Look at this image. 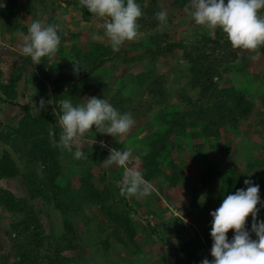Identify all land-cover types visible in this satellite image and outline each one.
<instances>
[{"label":"trees","instance_id":"trees-1","mask_svg":"<svg viewBox=\"0 0 264 264\" xmlns=\"http://www.w3.org/2000/svg\"><path fill=\"white\" fill-rule=\"evenodd\" d=\"M4 1L5 6L0 8L1 30L7 33H27L19 19L20 10L26 4L21 5L20 0ZM37 1L42 5V9L43 6L47 8L48 0ZM57 1L58 4L52 6L53 14L56 9L62 8V1L66 7L70 6L69 0ZM137 2L143 11V15L138 19V33L148 36L147 47L140 54L130 56L125 49L114 52L107 44L88 42L82 47L74 45L68 54L60 52L61 61L69 57L71 59L72 56L73 60L79 62L82 67L79 74H74L73 64L68 73H60L53 79L52 85L56 93L52 100L59 103L57 109L61 115L60 101L66 99L71 91L75 92L73 101H78L83 95L93 91L91 89H98L86 85L73 86L72 90L66 91L64 86L81 82L96 74L109 61L117 60L124 64L146 62L149 65L142 72L128 73L122 81H119L120 88L109 91L110 93L104 94L102 98L118 111L131 113L135 121L147 119L145 125L154 126V129L147 133V142L143 146V151L133 155L134 163L138 164L136 165L138 170L149 183L156 182L159 188H180V196L184 202L183 215L192 218L195 211H200L198 218L202 222L198 224V228L187 229L182 219L178 218L172 219L170 226L160 221L156 230L149 225L147 228L150 229L151 234L160 231V240L177 237L178 242L173 251L183 255L186 264H193L194 258L212 243L211 222L207 217L209 212L221 205L226 195L246 187L244 180L251 179L260 185V197L264 201V157L258 166L259 169L252 176L249 174L252 165H249V170L246 172L232 171L224 175L218 172V167L212 161L184 159L182 156L176 159L175 156L179 153L181 139L184 140L188 135L194 142L200 138H213L210 145L213 148L214 143L219 139L221 128L235 131L242 121L248 120L252 115L254 105L248 96L233 87H221L218 80L222 73L237 67L232 65L239 60L242 53L253 50L233 48L227 36L219 28H216L213 35L203 33L190 42L169 41L166 33L159 32L164 26L161 27L155 17L156 12L162 11L159 0H137ZM188 4L189 0H171V5L177 10H186ZM30 8L27 6L28 12ZM260 15L264 16V9L260 10ZM93 19L101 22L97 33L105 38L103 19L92 15L84 7L80 8L81 23H91ZM48 24L57 25V22L50 16L46 25ZM58 34L62 38L64 31L58 28ZM256 50L264 60V46ZM176 55L185 66L184 71L188 77L187 87L195 92V96H190L185 87H177L173 89L174 97L171 98L167 77L158 73L153 66L157 60L174 58ZM48 60V57L41 60L45 68ZM241 67L242 71L246 70L245 62ZM262 77L264 78V72ZM1 78L0 72V95L6 102L17 105L15 104L16 85L19 76L9 78L5 84L1 83ZM128 87L133 88L140 96L138 98L124 96L123 91ZM42 99L45 103L49 101V97H31V101L37 104ZM18 108L20 117L15 125H4L0 122V141L9 147L12 154L18 155L21 163L24 164L22 172L11 154L3 151L0 156V183L4 180L21 178L27 196L17 198L12 192L0 186V209L13 217L8 230L5 231L13 258L12 264H69L71 261L63 257L62 253L76 251L83 239L71 219L73 216H80L85 226L96 222L98 242L105 250L109 248L111 238H115L118 244L125 247L134 244L136 235L142 231L136 229L130 207L115 201L111 192L112 186L109 188L104 185L101 189L98 188L92 182L91 173L84 171L75 174L78 179L77 187L72 185L70 178H66L64 183L61 182V179L67 176L62 174L61 156L67 151L57 147L61 128L54 124L51 108L45 106L37 113L31 111L29 104ZM258 127L264 130L263 118H260ZM102 134L96 132L93 126V129L87 131L83 137L95 139ZM262 143L264 149V141ZM113 147L124 151L127 150L128 144L116 143ZM201 148L202 144L193 143L192 154L201 153ZM81 151L84 157L78 162L79 167H108L104 159L109 153L100 144L95 142L89 148L84 146ZM218 177L219 186L215 200L212 202L211 197L205 195V192L212 188ZM120 178L121 175H118V179ZM152 189L154 191V188ZM155 193L158 195V192ZM204 195L207 197L200 201V197ZM36 199L52 205L59 211L63 233L57 240H54L52 235H45L41 216L34 204ZM152 200L156 201L155 195L152 196ZM211 205H213L212 209ZM259 218L264 219V209H261ZM176 221V230L172 232V225Z\"/></svg>","mask_w":264,"mask_h":264},{"label":"rangeland","instance_id":"rangeland-1","mask_svg":"<svg viewBox=\"0 0 264 264\" xmlns=\"http://www.w3.org/2000/svg\"><path fill=\"white\" fill-rule=\"evenodd\" d=\"M20 1L21 5L24 3L26 4L25 7L20 10L24 11L23 14L21 12L19 13L21 20H26L24 18L25 16H28V14L34 15V18L41 21L44 25L47 24L50 16H52V18L55 20H58V28L64 31V36L62 37L60 45L62 53H68L69 48L72 45L82 47L86 43L96 40L110 46V42L108 41L107 37L103 38L97 33V29L101 27V22L99 20L93 19L91 23L87 24H83L79 21V10L82 7L79 4V0H69V7H66L62 1V8L56 9V7H54V9H56L54 14L52 6L58 4L57 0H48L46 2L47 8L43 6V9L42 5L37 0ZM159 4L162 8V11L167 13L168 21L166 26H164L161 30L159 29V32L166 33L169 41L190 42L199 38L203 33L213 35V33L216 31V28H206L202 25H197L191 17L189 11L175 9L171 5V0H159ZM27 6L31 7L29 12L27 10ZM64 10H67L66 14L68 13L72 16L70 23H67L68 19L64 18V16L60 17L57 15L58 13L65 14ZM62 20L63 24L61 23ZM69 30H72V32H69ZM224 35L226 34L224 33ZM148 41L147 35L138 33L135 40L126 41L120 47V50L125 49L128 51L130 56H135L140 54L143 49L147 47ZM244 62L246 65V70L242 71L241 66ZM37 66L38 64L35 66V68H37ZM153 66L156 68L158 73L167 77L168 88H170L172 93L171 98L174 97L173 89L177 87H185L190 96H195V92L191 91L187 87L188 77L184 71L185 66L178 59V55H176L174 58L157 60ZM233 66L237 67L222 73L218 83L221 87H233L244 92L248 96L250 102H252L254 105L252 115L248 120L242 121L235 131L221 128L219 139L214 143L215 145L213 148L210 147L213 142V138H200L196 139L194 142V140L190 139L188 135L184 140L181 139L179 153L175 156L176 159L177 157L179 158L182 156L184 159L196 158L204 161H212L218 167V172L224 175L232 171L246 172L249 170V165H252L253 168L250 170L249 174L253 176L259 169L258 166L264 157V149L262 148V142L264 141V130L258 127L260 118L264 119V78L262 77L264 72V60L255 49L252 52L242 53L239 60L234 65H232V67ZM69 67L70 63L67 61V63L61 68H65V73H68L70 70ZM145 67H149L146 62L124 64L117 60L109 61L96 74L85 78L81 82H76L73 84L70 83L64 86V90L66 91L72 90L73 86L83 87L86 85H89L92 88H98L97 90L91 89L93 91L86 93L81 98H79L78 101H73L75 92L71 91L66 99H71L74 105H79L85 103L86 99L92 96L102 98L103 95L109 91L120 88L119 81H122V79H124L128 73L136 74L142 72ZM60 73L61 72L58 70L52 72L51 76L48 78V81L46 80V84L44 85L46 86L45 90L40 91L35 86V88H30L29 92L26 94L27 96L36 94V96L38 95L39 97H49V101L46 102V106L51 108V118L54 124L58 127H60L58 122L60 114L57 109L59 103H55L52 100L56 93L55 87L52 85V81ZM123 95L136 98L140 96L139 93H136L131 87L126 88V90L123 91ZM27 96H25L26 98L24 96L22 97L25 99L22 101V103L27 102ZM172 102H175V98L172 100ZM30 104L33 110L38 109L37 106L39 104H35L34 102H31ZM11 110L10 113H6L0 108V118H6V123H16L14 118H17L18 115H20V111L15 109ZM1 113L6 115L2 116ZM146 121L147 119L141 121L136 120L134 126L126 135L117 136L115 138L109 134H102L95 139H87L83 137V134L77 138L74 144L73 152L75 151L76 145H78L80 150H82L84 146L89 148L95 142L100 145L101 142H103L105 145H107L105 148L109 153V149L114 148V144H122L127 142V151L130 152V156L126 166L124 167L112 165L108 167L82 166L81 168L77 165L78 162H80V159H74L72 153L67 151L65 154H62L61 170L62 174L67 176L64 177V179H61V182L64 183L66 178H70L72 185L77 187L78 179L75 177V174L78 175L82 173V171L90 172L93 176L92 182L96 184L98 188L101 189L104 187V185L109 186V188L111 186L113 187L111 192L115 197V201L120 205L127 204L130 207V209L133 211L131 215L134 222L136 223V229L142 231V233L140 232L136 235L134 240L135 243L128 244L127 247L118 244L115 241V238H111L110 246L105 250L98 242V232L95 228L96 222H92L91 224L85 226L83 225L80 216H73L71 219L74 222L76 230H78V233L83 239L82 242L79 243V248L76 251H66L62 253L63 257L68 258L71 261L69 264H186L185 257L173 251L176 242H178L177 237H171V240L169 238L160 240V231L156 232V234H151L150 229L147 228L149 225L150 228H155L156 230V227H159L160 221H164L167 226H170L171 220L178 218L182 219L183 224L187 229L192 227L198 228V224L202 222L201 219L199 221L198 218L200 211H195L192 218H187L182 213L184 202L180 196L181 189H168L166 187L159 188L155 182L150 183L152 188H154V191L152 189L151 196L147 197L146 200L145 198H125L124 196L120 195V182L124 177L125 169L138 170L136 166L138 164L134 163L135 160L133 155L137 152L143 151V146L147 142V133L154 129V126L147 127L145 125ZM193 143L202 144L201 153L197 155L192 154L191 146ZM3 151H7L11 154L17 167L23 172L24 164L21 163L19 156L12 154L9 150V147L0 141V156ZM254 164L258 165L254 166ZM118 175H121L122 179H118ZM219 181L220 178L218 177L212 188L210 190L208 189V191L206 190L205 192V195L211 197L212 202L215 200ZM0 186L12 192L17 198L27 197L21 178L14 180H4L0 183ZM155 192H158V195ZM153 195H155L156 201L152 200ZM205 195L201 198V201L203 198L207 197H205ZM261 200L263 201L262 198ZM34 204L41 216L45 235H52L54 240L60 238L63 233V228L62 218L59 214V211L56 210L52 205L45 204L40 199H36ZM210 207L212 209L213 205ZM209 215L207 220L211 222L212 217ZM12 220L13 217L10 214L0 209V264L13 263V258L11 257L9 251L8 238L5 234V231L8 230ZM176 225L177 221L174 223V225H172V232L176 230ZM250 226L251 216L247 218L246 222V227L250 228ZM227 235L229 239H231L233 230H229ZM252 238L255 239L254 234H252ZM211 246L212 243L207 245L205 249L201 251L199 262H196V264H200L204 258H208L209 260L213 259V257L210 255Z\"/></svg>","mask_w":264,"mask_h":264},{"label":"clouds","instance_id":"clouds-1","mask_svg":"<svg viewBox=\"0 0 264 264\" xmlns=\"http://www.w3.org/2000/svg\"><path fill=\"white\" fill-rule=\"evenodd\" d=\"M79 4L92 15L103 19L104 35L114 52H118L126 41L136 39L138 19L143 15L137 0H79ZM4 6V0H0V8ZM261 9H264V0H189L186 6V11L197 25L221 29L233 48L245 50L264 46V16L260 15ZM155 17L161 27L167 25L165 11L156 12ZM60 45L58 26H45L36 20L23 37L21 52L37 65L42 58L53 56ZM81 67L79 62H75L73 73L79 74ZM45 106L42 99L37 108L42 110ZM60 107L62 114L58 122L61 132L57 147L72 153L74 159L84 157L78 145L73 152L77 138L92 130L93 126L96 132L116 138L126 135L135 124L131 113H122L104 98L96 96L87 98L85 103L79 105H74L71 99H62ZM101 146L107 145L101 142ZM129 156L127 150L110 148L104 162L108 166L124 167ZM244 185L246 187L226 195L221 205L210 212V236L213 241L210 255L213 259L204 258L200 264H264V219L259 218L264 201L260 197V185L251 179H245ZM151 194L152 186L144 179L142 172L126 168L120 182V195L143 199ZM249 216L250 228L246 227ZM229 230H233L231 239L227 235Z\"/></svg>","mask_w":264,"mask_h":264},{"label":"crops","instance_id":"crops-1","mask_svg":"<svg viewBox=\"0 0 264 264\" xmlns=\"http://www.w3.org/2000/svg\"><path fill=\"white\" fill-rule=\"evenodd\" d=\"M66 11L67 10H64L65 14L58 13L57 15L60 17L64 16V18L68 19L67 23H70L72 16L68 13L66 14ZM20 12L23 14L24 11H20ZM19 19H20V16H19ZM24 19L26 20L20 19V24L26 28L27 33L25 34L7 33L5 31H2L0 28V51H1L0 53V72L2 73L1 83H4V84L7 83L9 78H14L17 76H19L20 78L16 85L17 98L15 100V104L17 105H12L6 102L5 98L0 95V108L6 113L7 112L10 113L12 111L11 109L13 110L15 109L19 111L18 106H24L26 104L30 105V109L33 113H37L39 109L33 110L30 104L31 102H34V101H31V97L36 96V94H33V95L29 94L30 96L26 95L29 92L30 88L32 89V88H35L36 86L40 91L45 90L46 86L44 85L46 84V80L48 81V78L51 76L52 72L58 70L61 73H65L64 71L65 68L62 69L60 68L59 65L64 66L68 61L70 63V66H72L73 65L72 63L74 62L72 56H71V59H69L70 57L62 61L61 59H59L60 58L59 53L61 52V46H60L58 51L53 56L48 57L49 60L46 65V68L41 63L38 64L37 68H35L36 65L35 63H33L31 58L23 55L21 52V45L23 43V37L28 34V28L30 24L33 21H35V18L33 17V15L28 14V16H25ZM57 21L58 20H56V22ZM61 23L63 24V20ZM69 32H72V30H69ZM93 42H98V40L93 41ZM72 47L73 45L70 46L69 48L70 52L72 50ZM23 96L24 97L27 96L26 103H22V101L25 100L22 98ZM34 103L37 104L36 102ZM1 115L3 116L6 114L1 113ZM19 117L20 115H18L17 118H14L15 122L18 121ZM0 122H2L4 125H8V124L15 125L16 124V123H11V122L6 123L7 122L6 118L2 119V117L0 118ZM199 258H200V254L196 258H194L195 261L193 264H196V262H199Z\"/></svg>","mask_w":264,"mask_h":264}]
</instances>
